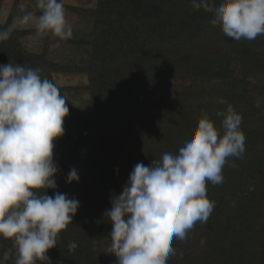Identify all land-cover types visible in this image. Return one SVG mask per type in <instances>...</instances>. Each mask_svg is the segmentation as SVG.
Wrapping results in <instances>:
<instances>
[{"label": "trees", "instance_id": "1", "mask_svg": "<svg viewBox=\"0 0 264 264\" xmlns=\"http://www.w3.org/2000/svg\"><path fill=\"white\" fill-rule=\"evenodd\" d=\"M21 1H14L5 23L0 19V30L12 29L0 41V65L41 69L69 108L54 147L57 188L47 195L64 193L80 206L47 253L51 264H117L104 215L111 198L122 193L137 163L151 166L166 152L178 154L205 114L219 129L216 113L228 106L242 117L246 150L228 158L223 183L206 182L214 209L184 240H173L167 264H264V35L228 37L210 23L211 13L193 10L190 0H97L95 8L63 4L65 12L93 21L91 41L40 34L45 40L37 53L22 43L36 29L13 28L27 13L18 10ZM56 43L80 59L55 60ZM55 74L87 75L88 84L58 86ZM73 91L89 94L86 114L75 113L67 97ZM73 168L79 181L69 184ZM73 241L78 247L69 251ZM9 249L13 256L5 264H14L13 242L0 238V258Z\"/></svg>", "mask_w": 264, "mask_h": 264}, {"label": "clouds", "instance_id": "2", "mask_svg": "<svg viewBox=\"0 0 264 264\" xmlns=\"http://www.w3.org/2000/svg\"><path fill=\"white\" fill-rule=\"evenodd\" d=\"M190 3L193 10L211 13L210 23L228 37L264 35V0ZM36 8L38 16L27 12L16 23L34 25L37 35L71 39L63 0H36ZM11 31L0 30V41ZM40 73L11 62L0 65V238L13 242L14 264H51L47 253L80 206L64 193L47 195L57 188L54 147L64 135L69 108L58 87ZM216 116L222 117L219 129L205 114L178 154L166 152L151 166L137 163L122 193L111 198L104 215L112 225L110 251L117 264H167L173 240H184L197 221H207L215 202L207 198L206 182L223 183L228 158H241L246 150L241 115L228 106ZM78 181L77 170L70 169L67 183ZM67 247L74 251L78 245ZM12 256V249L5 251L0 264Z\"/></svg>", "mask_w": 264, "mask_h": 264}, {"label": "rangeland", "instance_id": "3", "mask_svg": "<svg viewBox=\"0 0 264 264\" xmlns=\"http://www.w3.org/2000/svg\"><path fill=\"white\" fill-rule=\"evenodd\" d=\"M15 0H5L0 13V19L5 23L11 13ZM64 5H70L75 7L95 8L97 0H63ZM18 10L21 12H33L35 15H39L40 12L36 8V0H22ZM66 19L72 27V39L79 41H91L93 39V21L89 18L79 17L75 14L65 12ZM17 18L13 22L14 29H35L34 25H18L16 23ZM44 35L28 36L22 39L23 46L31 52H41L44 46ZM76 51L66 47L61 43H56L52 50V57L60 62H64L68 59L77 58L75 56ZM54 80L58 86H85L88 84L87 75L83 74H55ZM68 99L75 106V113L77 115L86 114L89 110V94L86 92L73 91L67 94ZM101 249H106V243L100 245Z\"/></svg>", "mask_w": 264, "mask_h": 264}]
</instances>
